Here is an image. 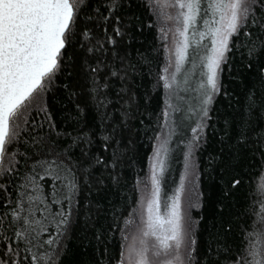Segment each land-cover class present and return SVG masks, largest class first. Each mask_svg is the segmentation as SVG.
Here are the masks:
<instances>
[{
	"label": "snow or ice",
	"instance_id": "1",
	"mask_svg": "<svg viewBox=\"0 0 264 264\" xmlns=\"http://www.w3.org/2000/svg\"><path fill=\"white\" fill-rule=\"evenodd\" d=\"M153 29L154 70L130 50ZM237 54V73H252L244 114L224 118L203 169H219L216 207L232 210L202 250L204 217L193 218L204 206L198 154L216 131L217 96L231 101L222 74ZM140 61L161 99L151 123L139 121L151 133L146 160L128 156L130 135L125 143L139 109ZM112 91L123 101L119 119L107 113ZM57 92L75 113L63 123L51 102ZM261 120L264 0H0V264H66L73 237L87 241L85 264H264ZM253 167L259 182L240 199ZM98 170L119 203L94 202L108 186ZM101 210L106 225L97 227Z\"/></svg>",
	"mask_w": 264,
	"mask_h": 264
},
{
	"label": "trees",
	"instance_id": "2",
	"mask_svg": "<svg viewBox=\"0 0 264 264\" xmlns=\"http://www.w3.org/2000/svg\"><path fill=\"white\" fill-rule=\"evenodd\" d=\"M156 47L155 41V30L147 31L145 30L142 34H138L136 39L133 40L130 45V50L132 52L131 59L133 62L138 60L137 49L139 53L143 54L145 61H153L152 68L155 69V52L153 49ZM239 65V54H237L236 61L232 65V71L229 72L226 67L222 74L223 84L226 86L227 91L232 93L231 101L226 98L223 93L217 96L212 108L213 111L210 113L212 116L211 124L215 126L216 131L213 132L212 128L208 129V144L205 149L198 154V162L201 165V191L204 193L203 201L204 206L200 210L193 209V218L199 219L201 216L204 218L200 221L197 226V240L199 247L203 250L206 248L209 242L213 241L217 230L220 229L221 223L225 217L229 215L232 210L226 207L221 214L219 209L216 207L217 198L220 195L219 192V169L211 172H204L203 169L209 167L207 163L208 154L211 152L215 154L219 150L218 141L221 136L224 135V118L227 117L231 119L235 113L244 114L243 100L244 97L242 93L251 87L252 73L244 72L238 74L236 69ZM139 75L135 77V88L134 91L137 96V102L139 109L133 110L135 119L131 121L132 132L128 133L125 137V143H127V138L130 135L132 139V144L134 145V150H130L128 156L139 160L141 156L146 160V155L151 151L150 142L148 136L151 135L149 132L147 135L144 134L142 127L139 123L140 119L144 120V124L148 125L151 123L149 120V115L152 114V118H155V113L159 110L158 106L161 103L160 95L157 94V90L153 89V77L149 74V65L144 61H140L138 67ZM154 74V73H153ZM116 87H120L119 84ZM56 99L59 103L51 101L54 108L56 109L57 118L63 123L65 120H70L71 115H75L73 111V105L70 104L65 95L62 92H57ZM108 100L112 101L107 108V113L114 119L120 118V112L118 111L121 107L120 103L116 102L115 91H112L108 95ZM240 103H237V101ZM231 104V106H229ZM142 114V116H141ZM219 115V120L217 119ZM256 114H254L255 116ZM96 111L94 108L89 110V118L95 117ZM98 121V117H97ZM260 127L264 128V120L259 121ZM240 163L243 165V161ZM258 169L253 167L249 169V174L245 177L244 193H240L238 198L242 199L243 195L247 192V186L249 183L255 185L259 182V176L257 175ZM97 176H103L108 185L107 188L102 193V197H94V202L99 200V202L107 208L108 200H115L119 203V190L113 188L111 182L107 180V173H103L102 170H98L95 173ZM124 176L129 175V171L125 169ZM178 178V177H177ZM100 225H106L103 210L98 217L97 227ZM226 227V225H225ZM108 231L105 227L104 238L107 239ZM87 243V241L77 240L75 237L69 242L70 255L66 264H85L87 256H82L81 253L84 251L82 245ZM93 246H95V240L92 241ZM215 247V244H213ZM92 249H88L91 251ZM111 250V249H110Z\"/></svg>",
	"mask_w": 264,
	"mask_h": 264
}]
</instances>
